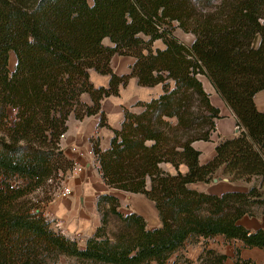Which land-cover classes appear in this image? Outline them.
<instances>
[{
	"label": "trees",
	"instance_id": "1",
	"mask_svg": "<svg viewBox=\"0 0 264 264\" xmlns=\"http://www.w3.org/2000/svg\"><path fill=\"white\" fill-rule=\"evenodd\" d=\"M176 29L191 34V42L181 41ZM158 41L161 46L154 45ZM115 54L134 58L129 73L112 70ZM90 71L108 76L107 86H95ZM131 77L139 86L160 85V93L122 106L120 126L112 128L101 101L118 96ZM202 78L238 128L204 163L193 143L210 141L222 115ZM259 91L264 0H0V264H54L60 255L79 264H224L225 256L205 243L195 263L182 255L169 263L186 241L216 235L264 249V229L238 223L264 204V110L254 103ZM95 114L96 127L112 133L105 148L98 136L88 139L102 181L142 194L160 224L147 228L142 216L123 214L118 198L102 193L97 211L101 203L107 208L81 248L32 212L27 196L69 165L58 145L69 116ZM220 168L232 180L256 177L259 184L220 194L190 187L210 183ZM14 176L25 183L10 189L7 180ZM106 212L119 222L111 237Z\"/></svg>",
	"mask_w": 264,
	"mask_h": 264
},
{
	"label": "crops",
	"instance_id": "2",
	"mask_svg": "<svg viewBox=\"0 0 264 264\" xmlns=\"http://www.w3.org/2000/svg\"><path fill=\"white\" fill-rule=\"evenodd\" d=\"M119 57H127V60L125 61V70L128 69V64L131 65L134 62L132 56ZM118 66L119 67H116V70L112 69L117 75H122L128 72V70H124L122 65ZM90 80L95 86L105 87L107 86L108 76L90 71ZM158 86L160 87V85H155L153 87L139 86L136 84V79L134 77L129 78L125 87L120 86L118 96L111 95L101 101V107L106 115L108 125L112 128H119L120 121L122 120V106L129 107L136 100H149L151 97H155L160 93V90L154 92L155 94H152L150 90H152V88H157ZM127 87L128 90L126 91L125 88ZM123 92L128 94L129 98L132 97L131 101L128 102L123 98ZM257 93L264 96L263 91ZM256 94L254 96H257ZM83 100L87 101V97L83 96ZM210 101L213 103L212 96H210ZM215 106L219 108L220 114L224 116L216 121V135L221 134L227 137L236 135L238 129H236L232 114L229 110L223 112L222 107L224 109L226 107L219 98L217 99V104ZM255 106L259 111L264 110V103L261 108H258L256 103ZM97 122V114L84 117L82 120H76L72 116H69L66 123L67 130L60 142V151L66 159L70 161L74 160L80 164L82 168L75 178L66 182L70 188V194L67 197L56 199L53 202L46 201L39 205V210L41 212H47L57 217L68 233L72 235H82V241L79 243L81 248L84 246L85 238L92 235L95 229L100 225V215L97 211L96 200L98 195L102 193L112 194L117 197L120 203L118 211L123 214L135 212L142 216L147 228H155L160 224L153 203L146 199L142 194L109 188L102 181L97 170L98 165L91 153L88 139L95 134L101 136L100 145L102 148H105L112 133L108 128H97ZM200 143L206 142L197 141L193 143V146L200 151L199 162L204 163L214 155V144H212L213 146L209 151L203 153L205 149L201 148ZM71 146H75V151L70 149ZM165 166L166 169H171L169 165ZM185 169V166H180L181 171H185ZM219 173L222 174L221 168L215 172L213 178L216 180H213L211 183L198 182L191 184L190 187L207 193L220 194L227 190L246 191L249 188L248 186H250L249 182L241 180H234L236 182H232L230 181L232 179L228 177H223L222 183L217 182L218 179L215 176ZM125 194H130L131 196ZM238 223L245 229L251 231L258 228L264 229V212L258 216L244 215L238 220ZM204 243L207 248L214 249L225 256L224 264H264L263 248L242 247L239 242L224 240L221 235L206 238L205 240L198 238L186 241L179 251H176L171 255L169 263L175 260L179 255H182L184 258L192 261V263H195L202 252ZM177 264L182 263L177 262Z\"/></svg>",
	"mask_w": 264,
	"mask_h": 264
},
{
	"label": "rangeland",
	"instance_id": "3",
	"mask_svg": "<svg viewBox=\"0 0 264 264\" xmlns=\"http://www.w3.org/2000/svg\"><path fill=\"white\" fill-rule=\"evenodd\" d=\"M174 34L181 40V41H183V42H185V43H190L191 42V40H192V38H193V36L191 35V34H189V33H183L181 30H179V29H176L175 31H174ZM103 43L105 44V45H109L110 43H109V41H108V39L106 38V39H103ZM155 46H161V43L158 41V42H155V44H154ZM119 56H122V55H117V54H115V55H113V57H111V59H110V66L112 67V69L113 70H116V67H119L118 65H122L123 66V68H124V70H125V61L127 60V57H119ZM13 57L15 58V56L13 55ZM11 57L9 56V59H10ZM113 59V60H112ZM118 61H120V62H118ZM14 62H15V59H14ZM14 62L13 63H11V64H9V67L10 68H12L13 67V65H14ZM132 65V64H131ZM131 65H127L128 66V69H126L125 71H127L128 70V72H126L125 74H127V73H129V71H130V66ZM129 80V79H128ZM202 81H203V85H204V88H205V90L209 93V92H211L209 89H211V87L208 85V83L207 82H205V80L202 78ZM96 83H98V82H96ZM127 83H128V81H127ZM127 85V84H126ZM125 87V86H124ZM119 88H120V86H119ZM126 89V91L128 90V87L127 88H125ZM159 91L160 90V87L158 86L157 88H152V90H150V92L152 93V94H155L154 92H156V91ZM212 90V89H211ZM213 91V90H212ZM260 92V91H259ZM159 94V93H158ZM157 94V95H158ZM123 98H125V100H127L128 102L129 101H131V98L132 97H130L129 98V95L128 94H126V93H124L123 92ZM121 95V96H122ZM256 95H258V93L256 94ZM210 96H212V104H215L216 102H215V97L218 99L219 97L218 96H215L214 97V94H212V93H210L209 94V97ZM255 97L256 96H254V103L255 102H257V101H255ZM210 99V98H209ZM102 100H104V99H102ZM135 102V101H134ZM133 102V103H134ZM217 104V103H216ZM215 104V105H216ZM222 109H223V112H226V110H228L227 108H223L222 107ZM230 112V111H229ZM9 113L11 114L12 112H11V110H9ZM222 117H224L223 115H222ZM221 117V118H222ZM220 119V118H219ZM219 119H217L216 121H218ZM92 136H98V138H99V141H100V144H101V136H99V135H97V134H95V135H92ZM212 137H213V139H212ZM223 137H227V136H223V135H221V134H217L216 135V132L215 133H213L212 134V136H211V138H210V141H204V142H206V143H200V146H201V148H203V149H205V151H203V153H206L207 151H209L210 150V148L213 146L212 144H216L221 138H223ZM197 142V141H196ZM195 143V142H194ZM71 147H75V146H71ZM71 147H70V149H71ZM205 155V154H204ZM205 157V156H204ZM162 167H164V168H166V166L165 165H163ZM217 179H218V181L217 182H223L222 181V178L223 177H228V178H230L228 175H224L223 173L222 174H218L217 176H215ZM0 179H1V177H0ZM231 179V178H230ZM213 181V179L210 181V183ZM230 181H232V182H236V181H234V180H230ZM249 185L250 186H257L258 184H259V178H256V177H254V178H251V180L249 181ZM250 186H248V187H250ZM261 191V194H262V196L264 197V187L260 190ZM125 195H129V196H131L130 194H125ZM27 198H29L30 199V201H31V203L33 204H39V202H45V200L46 199H48L49 198V196L46 194V191H45V187H43L42 185H41V188H40V190H34L33 192H31L28 196H27ZM35 200V201H34ZM128 202V201H127ZM120 207V203H119V206H118V208ZM128 207V206H127ZM106 208H107V204H105V203H101L100 204V209L98 210V212H99V215H100V213L103 211V209H105L106 210ZM252 210H253V212H254V214H255V216H258V215H260L261 213H263L264 212V204L263 205H258V206H254L253 208H252ZM105 220H106V224H105V226H104V229H105V232H106V234L109 236V237H111V234L116 230V228H117V226L119 225V222L117 221V219H116V217L113 215V214H111V213H108V212H106V215H105ZM54 264H79L74 258H72V257H67V256H58V258L56 259V261H55V263Z\"/></svg>",
	"mask_w": 264,
	"mask_h": 264
},
{
	"label": "built area",
	"instance_id": "4",
	"mask_svg": "<svg viewBox=\"0 0 264 264\" xmlns=\"http://www.w3.org/2000/svg\"><path fill=\"white\" fill-rule=\"evenodd\" d=\"M236 129H238L237 126ZM64 134L60 136L59 144H58L59 147H60L61 139L63 138ZM71 150L75 151V147H71ZM81 168L82 166H80V164H78L73 160L70 161L69 165L65 169L63 170L57 169L55 173L49 176L42 185L43 187H45L46 194L49 196V198L46 199L45 202L46 201L53 202L56 199L67 197L70 194V188L66 182L70 179L75 178L78 172L81 170ZM7 183H8V188L16 189L21 185H23L25 183V180L22 179L21 177L14 176L11 179H8ZM40 188L41 186L37 187L35 190H40ZM42 203L44 202L43 201L39 202V204L37 205L33 203L34 206L31 208V211L41 214L42 217L49 222V227L51 229L69 238L70 240H74L79 245V243L82 241V235L81 236L78 234L72 235L68 233L67 230L63 227L62 222L57 217L47 212H41L39 210V205ZM88 237L89 236H87L85 240Z\"/></svg>",
	"mask_w": 264,
	"mask_h": 264
},
{
	"label": "bare ground",
	"instance_id": "5",
	"mask_svg": "<svg viewBox=\"0 0 264 264\" xmlns=\"http://www.w3.org/2000/svg\"><path fill=\"white\" fill-rule=\"evenodd\" d=\"M10 59H9V64H11V63H13L14 62V57H13V54L12 53H10ZM209 85V84H208ZM211 92H209V94L210 93H212V94H214V97L215 96H217L215 93H214V91H212L211 89H209ZM261 92V91H260ZM255 101H257V102H255L256 103V105H257V107L258 108H261L262 107V105H263V103H264V96H262L261 94H258L256 97H255ZM215 102L217 103V98L215 97ZM215 103V104H216ZM237 131V130H236ZM86 241V240H85Z\"/></svg>",
	"mask_w": 264,
	"mask_h": 264
},
{
	"label": "water",
	"instance_id": "6",
	"mask_svg": "<svg viewBox=\"0 0 264 264\" xmlns=\"http://www.w3.org/2000/svg\"><path fill=\"white\" fill-rule=\"evenodd\" d=\"M213 180H216L215 178H213Z\"/></svg>",
	"mask_w": 264,
	"mask_h": 264
}]
</instances>
